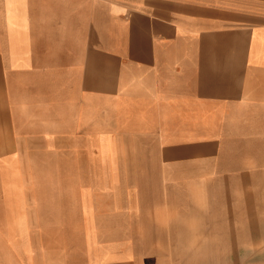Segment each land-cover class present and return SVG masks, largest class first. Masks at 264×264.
I'll return each instance as SVG.
<instances>
[{
  "label": "crops",
  "instance_id": "0c3cea01",
  "mask_svg": "<svg viewBox=\"0 0 264 264\" xmlns=\"http://www.w3.org/2000/svg\"><path fill=\"white\" fill-rule=\"evenodd\" d=\"M229 190L264 212V0H0V264H178Z\"/></svg>",
  "mask_w": 264,
  "mask_h": 264
},
{
  "label": "rangeland",
  "instance_id": "374dc122",
  "mask_svg": "<svg viewBox=\"0 0 264 264\" xmlns=\"http://www.w3.org/2000/svg\"><path fill=\"white\" fill-rule=\"evenodd\" d=\"M67 159L76 158L68 154ZM233 199V191L222 192L218 200L208 201L219 208L191 212L190 224L186 223V217L180 216L178 228L165 239L162 234L148 233L152 218L145 212L143 216L139 212H93V215L100 239L139 240L142 235L144 239H164L172 246L164 249V255L177 258L178 264H264V212H251L249 201L242 202L243 212H225L227 207L233 209Z\"/></svg>",
  "mask_w": 264,
  "mask_h": 264
}]
</instances>
